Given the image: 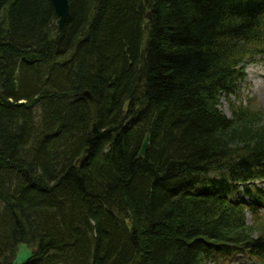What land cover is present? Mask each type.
<instances>
[{"label":"trees","instance_id":"obj_1","mask_svg":"<svg viewBox=\"0 0 264 264\" xmlns=\"http://www.w3.org/2000/svg\"><path fill=\"white\" fill-rule=\"evenodd\" d=\"M262 57L264 0H0V264L264 262Z\"/></svg>","mask_w":264,"mask_h":264},{"label":"rangeland","instance_id":"obj_2","mask_svg":"<svg viewBox=\"0 0 264 264\" xmlns=\"http://www.w3.org/2000/svg\"><path fill=\"white\" fill-rule=\"evenodd\" d=\"M244 72L245 80L241 84L244 98L238 100L235 97H232V100H235L236 105L243 107L245 110L249 108L250 110L254 109V111H257L259 113V125L264 126V57H262V59L258 60L256 63L247 64L245 66ZM249 101L251 103L250 105L248 104ZM221 109L228 116H231L230 106L225 100H223L221 103ZM254 182L256 188L260 190L258 195L251 198L246 196L245 187L240 185L239 190L234 193L233 198L244 200L247 203L259 200L256 202L258 205L257 207L259 208L256 214L252 213L249 209L245 212L247 225H255V229H257V224H260L262 227H264V223L258 222L256 220L257 215H264V180H255ZM227 257V262H231V264H264V262L258 260L248 251L238 252Z\"/></svg>","mask_w":264,"mask_h":264},{"label":"water","instance_id":"obj_3","mask_svg":"<svg viewBox=\"0 0 264 264\" xmlns=\"http://www.w3.org/2000/svg\"><path fill=\"white\" fill-rule=\"evenodd\" d=\"M51 1L53 3L57 15L58 27L59 29H62L69 14V0H51ZM84 95L93 99L89 91H85ZM149 139H150V135L147 134L139 151V156H143L146 154L149 145ZM81 160H83V158ZM36 253H37L36 248L30 246L26 242H21L18 245L17 252L13 260V264H26L35 257Z\"/></svg>","mask_w":264,"mask_h":264}]
</instances>
